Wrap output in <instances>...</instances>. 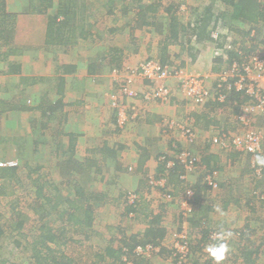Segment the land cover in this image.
<instances>
[{
    "label": "crops",
    "instance_id": "obj_1",
    "mask_svg": "<svg viewBox=\"0 0 264 264\" xmlns=\"http://www.w3.org/2000/svg\"><path fill=\"white\" fill-rule=\"evenodd\" d=\"M2 2L5 3V11L0 1V30L4 32V36L0 39V129H3L0 133V151L2 152L8 145L12 152L10 159H17L21 162L20 164H23L26 159L25 156L21 158V148L28 153L33 152L29 144L30 137L35 136L42 142L43 148L40 149L39 156L41 160L49 143L58 151H73L76 158L74 160L81 163L79 167H82L81 173L77 170L74 185L84 188L86 195L89 196L88 203L94 211L93 221L88 226L90 231L87 237L100 230L96 229L97 225H102L103 228L100 231L104 234L123 229L130 233H142L154 219L159 220V224L166 229L168 236L170 230L174 232L182 227L187 230L189 225H194L191 220H189L190 223L184 221L182 224L173 226L175 222L167 221L166 217L169 215L171 219L173 216L176 217L179 208L175 201H172L174 198L181 199V196L186 193V185L197 193V187L204 184L203 172L204 169L209 168L205 163V156L216 160L214 168L218 172L215 170V177L224 194L220 205L208 204L210 214L221 213L224 209L231 207L234 208L233 210H244V207L237 203L242 200L241 182L250 184L245 179L249 182L254 179L252 173L255 174L256 167L261 169L264 166L257 161V156L264 157V153L263 156L257 153L249 154L237 148L233 151L215 150L216 153H212L214 150L210 151V147L205 144L209 140H203L215 128L212 124L208 125L213 118L216 119L215 124L218 126L220 122L217 119L220 115L224 114L221 122L227 121L237 110L229 107L225 111L221 107L225 103L224 100L211 101L205 107L189 102L173 80L171 82V90L174 94L172 103L164 104L155 100H146L143 93L154 83L146 78L138 80L137 77L131 84V87L138 91V95L143 97L137 100L136 98L139 97L132 98L121 93L119 88L124 78H120L117 82L113 81L110 75L113 76L112 71L118 67L106 60L119 56L121 67L123 63L132 67L143 59L141 57L145 58L146 50L150 49L152 52L149 54L159 57L160 61L165 59L169 61L168 64L172 63L175 66L185 67V71L201 74L206 78L208 86L216 88L219 73L224 65L217 64L215 59H224L217 56L214 58L213 54L217 47L225 48V46L214 42L213 33L223 26L211 21V26L205 31L206 36L188 37L191 32L188 25L193 26L199 22L202 14L190 20L187 18L182 20L177 16L181 27L183 25L185 29H188L186 33L188 36L182 43L169 42L167 33L172 28V23L167 25L164 31L159 30L160 23L163 22H159L162 20L158 15L157 7L155 10H148L147 15L139 18L140 7L133 11L125 0H107L94 5L99 6V11L106 8L104 17L109 20L108 16H112L114 22L98 20L94 18L96 14L89 16V20L86 19L91 23L92 35L75 39L76 42L72 47L64 44L69 31L65 29V25H63L62 38L49 32L51 15L58 13V20L63 19V15H59L56 11L58 2L55 0L52 1L50 9L42 12L37 10L36 6L33 7L32 0H2ZM138 2L140 1L137 0L136 3ZM218 2L225 5L222 0H216L215 4ZM117 6L120 7L117 9ZM113 9L114 12H119L120 9L119 14L122 19L114 20L116 16ZM209 9L212 10L211 6L206 8V10ZM236 20L238 23L241 21ZM36 21L39 23L37 24ZM146 21L150 24H146ZM108 24H111V29H115L114 33L122 32L123 35L108 42L105 39L104 44H94L92 39L96 36L102 37ZM242 24L244 25L243 22ZM237 25L241 27L240 24ZM251 25H253L252 31L256 33L257 28L254 24ZM100 26L103 27L104 33H99L101 29L97 28ZM220 31L226 30L224 28ZM219 33L221 36V32ZM209 36L213 41L209 40ZM256 37H258L257 40H264V35ZM213 42L217 47L213 45ZM261 44L264 43L261 42L256 47L252 45L254 53L260 51L264 54L262 49L264 47L259 49ZM227 89L224 88L223 91L226 92ZM218 93L219 89L214 92V95ZM113 96H116L117 100H114ZM240 96L244 98L242 102L247 101L248 96L243 91ZM114 102L124 104V111L128 116L124 128L119 126L118 108ZM133 107L139 112L136 118H134ZM53 114L56 116L54 117ZM256 120L264 127V116H256ZM171 122L194 127L197 136L203 139L191 142L183 138L180 132H174L168 128L167 124ZM27 124H31L32 130L24 136V147H21V143H16L15 139L22 135L23 129L28 131ZM53 136L58 140L57 143H53ZM73 139L75 140L72 143ZM262 143L264 145V141ZM177 148L199 154L206 165L203 163L200 165L202 172L190 173L184 166L177 164L175 169L170 171L172 173L170 180L168 179L167 187L170 197L161 198L157 204L154 197L150 196L152 191L148 179L153 174L156 176L158 172L165 171V162H161L159 157L169 151L172 153L169 158L175 159ZM236 160L242 162V165H248L240 170L242 174L237 173V165L234 166ZM79 167L77 168L80 169ZM16 168L6 167L7 170ZM86 169L88 171H85ZM183 174L187 176L185 179L181 177ZM3 176L0 175V177ZM190 176L192 181L189 180ZM261 177V179L258 178L257 183H260V189L264 193V176L261 174ZM177 184L183 192L178 190ZM212 190L210 188L203 191L205 193L200 199L203 202L208 200L212 202L210 196L213 192L216 193ZM71 191L69 196L74 198L73 187ZM235 191H238L236 198ZM130 192L138 194L141 199L134 210H131L129 205L133 203H129L128 198L126 199V194ZM245 194L248 198L246 191ZM243 216L249 218L251 215L243 212ZM230 220L228 217V220L221 225L231 228L233 225ZM43 223L49 226L46 221ZM242 223L247 224L246 221ZM243 224L238 227L240 228ZM229 233L233 232L229 231ZM229 244L233 243L229 242ZM257 264H264V251L257 259Z\"/></svg>",
    "mask_w": 264,
    "mask_h": 264
},
{
    "label": "rangeland",
    "instance_id": "obj_2",
    "mask_svg": "<svg viewBox=\"0 0 264 264\" xmlns=\"http://www.w3.org/2000/svg\"><path fill=\"white\" fill-rule=\"evenodd\" d=\"M53 1V0H52ZM56 2H60V0H55ZM107 0H75L74 1V10L76 11V14L74 15L73 19H71L70 16V26H76L81 29L82 26L89 32V36L92 35V28H91V23L88 21L89 16H92L96 14L97 16L94 18L101 20V21H106L107 18L104 17V12L107 11V9L103 8L101 11H99V6L94 5V4H101ZM109 1V0H108ZM121 1V0H117ZM130 7L133 8V11H136L140 5V3H156L159 11V17L161 18L163 22L160 23L159 30L164 31V29L167 27V25L171 24V16L167 12V8L172 7V11L174 12L177 10V5L183 7L184 9L182 12H180L179 16L184 20V18H187L190 20V18L194 19L197 18V15L203 14L206 11V8L211 6L212 10L210 12L214 14H219L220 12H225L227 7L225 5H222L220 2L216 3V0H139L140 2L136 3L137 0H125ZM264 4V0H260ZM160 4V5H159ZM95 6H97L95 8ZM120 6H117L116 8L118 9ZM37 8H41L38 4ZM109 10V8H108ZM233 9H230V13L226 14V16H222L221 19L219 20L218 24L223 27H219L217 32H221V36L217 40L213 39L214 42H219L223 44L224 46L231 47L232 45L235 44L236 47H239L241 44L242 47H247V44L251 42V39L247 38L251 36L252 33H249V31H252L251 29V23L249 21H246V19H241V21L238 23L236 18L233 17L232 11ZM120 12V9H119ZM118 11L113 13L115 14L114 20H120L122 17L120 16ZM206 13V12H205ZM155 14V13H154ZM172 15V14H171ZM109 20L107 21H113L112 16H108ZM88 20H87V19ZM84 19L87 23L88 26H86L81 20ZM215 19V15L212 17V22ZM43 22V20H42ZM244 23V25L242 24ZM38 24L39 22L36 21ZM263 27L255 25L257 28V32L260 36L264 35V22H260ZM227 25H233L232 28L226 27ZM236 24H240V26H236ZM111 24H108L105 28V34L102 35V37L96 36L95 39H92L94 41V44H104V40L106 41H111L113 38L116 39L118 36L123 35L122 32H115L111 31ZM69 26V25H68ZM110 27V28H109ZM69 27H65L66 30H68ZM103 27H99L97 29H101L99 33H104L102 30ZM109 28V30H108ZM225 28V32L220 31ZM254 28V27H252ZM91 33V34H90ZM170 31L167 33L169 34ZM255 33V34H256ZM102 38V39H101ZM213 42V45H215ZM98 47V45H96ZM216 46V45H215ZM239 48H242V47ZM73 47V46H72ZM69 47V48H72ZM217 47V46H216ZM264 47V44L259 47L261 48ZM230 49V50H231ZM264 50V48H262ZM215 50H213L214 52ZM147 54H144V57L140 62L133 64L132 67H129L128 64L124 65L122 64V67L114 68L115 69H134L140 65L141 62L146 60L147 58H154L157 60H160L159 57L152 56L151 53L152 51L150 49L146 50ZM151 55V56H150ZM215 58V53L213 54ZM217 64H219V60H216ZM176 63V62H175ZM172 64V63H171ZM178 64V63H177ZM221 64V63H220ZM124 65V66H123ZM174 65V64H173ZM131 66V65H130ZM228 63L224 65V67H227ZM223 67V68H224ZM185 68V67H182ZM186 69V68H185ZM191 72V71H188ZM193 72V71H192ZM111 78L113 81L117 82V79L115 77L114 71H112ZM130 75V74H129ZM126 76V73H125ZM134 79L137 77L139 78L138 80L143 79L142 76L135 74L133 75ZM120 78L124 77H118V80ZM173 80V83H176L177 86V80L171 77L169 85L170 88L171 82ZM146 90H150L149 87H147ZM138 92V91H137ZM145 93V91H144ZM143 93V94H144ZM140 94V93H139ZM139 98H136L137 100L143 99L142 96H139ZM178 98V97H177ZM161 103V102H158ZM172 103V102H171ZM189 103V102H188ZM245 102L242 103V105ZM166 104V103H164ZM170 104V103H167ZM241 107L239 110H237L236 113L231 114V118L227 121H222L221 119L223 118V115H220L217 119V121L220 122V125H216L215 121L216 119H212L209 123V119L207 122L209 123L208 125L212 124L215 128L213 129L212 132H210L205 139L202 137L197 136L196 140L202 138L204 141L209 140V142H205V144L210 147V151L212 153H216L215 150L219 151H233L234 147L230 145V140L232 139L233 136L239 135L242 138H245L247 135L248 130H255L257 128L260 132L261 135L264 137V127H262V123L256 120V116H264V112H261L259 109H255L252 111V123L250 126H244L241 121L238 119V115L240 113ZM40 115V114H39ZM54 117L56 116L53 114ZM233 119V121H232ZM232 121V124L230 122ZM233 125V126H232ZM262 125V126H261ZM28 126V131L23 129L22 135L18 136L17 139H15L16 143H21V147H24V136L27 135L28 132H31L32 126L31 124H27ZM225 129H224V128ZM234 127V128H233ZM238 127V128H237ZM226 131V132H225ZM3 132V129H0V133ZM181 134V133H180ZM225 134L227 135H221ZM222 137V139H220ZM30 148H33V152H29L28 155L25 157V161L28 162V165L26 166L25 164H20L21 162L17 159L18 165L16 166L18 169L16 170L17 177L15 175H4L3 177H0V229L2 230V234L0 235V263L1 260H5L4 264H31L33 263V257H32V251L34 250L33 248L35 246L42 247L40 244L45 242V238L43 235V222L46 221V223L50 226V228L53 229V231L57 232L58 239L56 241L57 248L63 251L65 254L71 256L75 264H105L107 262H103V260L98 257L96 254L99 252L98 250L102 247L105 246L106 242L104 241V237L108 235V237L112 236L111 233H106L102 234L100 230H102V225L98 226L96 229H100L99 231L97 230L96 234L87 237L88 232L90 231L88 228L83 229L81 227H76L77 225L69 222L68 220H63L61 219V215L59 213V209L63 208L66 206L65 201L62 199L63 196H69L72 191L73 183H71V180L68 179H63L62 175L60 174V166L59 163L61 162L67 165V160L69 158V155L72 153L70 150H60L58 151L57 149H53L54 146L52 144H48L46 147V152L44 153V156L42 157V160L40 159V154L42 147V142L39 140V137H30ZM53 143H57L58 140L54 138L53 136ZM9 144V143H7ZM223 149V150H222ZM11 151L6 145V147L0 151V161H5V160H10V155ZM194 153V152H193ZM197 154V153H194ZM199 155V154H197ZM200 156V155H199ZM201 157V156H200ZM66 160V161H65ZM204 163V161L201 158V165ZM237 165V173L242 174L240 171L243 167H248V165H242V162L236 160L234 166ZM59 166V167H58ZM200 167V166H199ZM215 169V168H214ZM95 171V169H93ZM217 170V169H215ZM85 171H88L86 169ZM210 171V168L204 169L203 176L204 180L206 181L207 173ZM93 172V171H92ZM164 172V170H163ZM202 172L200 168H197L196 171H190V173H198ZM218 172V170H217ZM156 175V177L161 176L163 177L162 174L160 173ZM94 174V173H93ZM254 175V172L252 173ZM188 175V174H187ZM84 176V175H83ZM82 176V177H83ZM192 177H189V180H191ZM149 180V179H148ZM253 180V179H252ZM251 180V181H252ZM192 181V180H191ZM249 183L248 179H245ZM190 182V181H188ZM148 184L151 189V195L154 197L155 203H159L161 198H169L170 193H169V188L166 186L165 188H162L161 186H152L149 181ZM186 185V184H185ZM39 186H43V197L41 198L40 201H38V195L37 193V188ZM218 186L217 188L213 189V195L210 196V202L209 200L206 201V204H219L221 202V199L223 198V190L221 187ZM185 189H189L187 185L185 186ZM211 191V190H210ZM238 191H235V198L238 197ZM217 194V196H216ZM147 195V193H145ZM184 195V194H183ZM182 195V196H183ZM245 192L241 193V202L238 201L237 203H240L241 207H244V210L241 211L240 209L238 210H233L234 208H229V209H224L221 213L218 212H210L207 214L203 226L206 228V226H214V229L220 230L221 232L224 233H229V231L232 233L233 230L236 228H239L240 224H243V221H246V223L249 225L250 229L252 230L251 235H250V240H252V243L254 246L253 249L256 250V248L259 246V244H263V235H264V204H261L262 202L258 200H254V198H250V204L255 206V212L251 209V205L247 204V201H243L244 198H247L245 196ZM44 196L48 197L49 199L45 198ZM216 196V197H215ZM249 197V196H248ZM252 200V201H251ZM178 205V211L176 217L173 216L172 219L170 218V215L167 218V221L171 222L174 221L173 226L176 224H182L184 221H189V217L193 215L196 212H198L199 215H201V210L200 205L196 202L192 204L193 210L192 213L189 216H186L183 213V208L181 206V200L178 198H174L172 202H174ZM177 201V202H176ZM171 203V202H169ZM52 204H56L58 206V210H55L54 207H51ZM172 204V203H171ZM55 205V206H56ZM218 205V206H219ZM157 210V208H156ZM252 210V211H251ZM243 212H246L250 214L251 216L249 218H246V216H243ZM173 211L171 210V214ZM230 215V216H228ZM228 217H230V221L233 226L231 228L226 227L221 225L222 222L225 220H228ZM199 219L200 216H197ZM44 219V220H43ZM103 222V221H102ZM200 223V222H199ZM246 224H243L240 228H243ZM200 225L199 226H194V225H189V228L187 230L185 227H182V229H177L174 232L173 230L169 231V236L168 238L161 243V247H164L165 250L159 253L161 250L160 247H158L159 250L157 251H150L146 252L144 251L142 253L141 258H138L137 264H179L177 261H179V249L175 247V242L173 241V237L178 238L180 235H186L187 238L191 240L193 244H197V239L199 238V233H200ZM125 228V227H124ZM216 230H213L215 232ZM172 232V233H171ZM171 233V235H170ZM230 234V233H229ZM232 237V235H231ZM233 239L230 240V243L232 242ZM242 243H247L248 240L240 241ZM233 243V242H232ZM94 245V248H93ZM235 246V244H230L231 246ZM52 247H55L52 245ZM97 247V248H96ZM262 251L261 254L264 251V245L261 246ZM95 253V254H94ZM177 256V257H176ZM259 257H261L259 255ZM258 257V258H259ZM211 258L213 257L210 255V253L207 251V246H205L202 249V252L198 254V251H195L187 257V260L183 259L184 263H189V261L192 260H197L198 264L203 262H208L211 261ZM137 259V258H136ZM135 259V260H136ZM140 259V260H139ZM229 259V258H228ZM215 260V259H214ZM213 260V262H215ZM210 264V263H209ZM225 264H230L229 261L226 260Z\"/></svg>",
    "mask_w": 264,
    "mask_h": 264
},
{
    "label": "trees",
    "instance_id": "obj_3",
    "mask_svg": "<svg viewBox=\"0 0 264 264\" xmlns=\"http://www.w3.org/2000/svg\"><path fill=\"white\" fill-rule=\"evenodd\" d=\"M0 1L1 3H3V11H5V3L2 2V0ZM74 1L75 0H60L56 11L59 12V15H63V19L58 20L59 16L57 15L58 14L57 13L55 15H51L50 21H49V32L51 34L53 33L57 34L59 38L63 37V25H65V27L66 26L69 27L68 28L69 31L67 34L68 38L67 40L64 41V44L68 46H72L78 38H86L87 35H89L88 30H86L84 26H82L80 30L76 26H70V24L72 23V21L70 23V20H69L70 16L73 18L74 15L76 14V11L73 9ZM222 1L225 3V7H227L226 8L227 10L225 12H220L219 14H214V13L211 14L210 9L206 10L205 11L206 13L204 12L202 16H200L201 19L199 22H197L193 26L192 24L188 25L191 30L189 36L188 34L186 35V33H188V29H185L183 25L181 27L177 19V16H176V15H180L179 13L182 12L180 9V6L177 5V10H175L174 12L172 11L173 9L172 7L167 8L166 10L167 12L169 11L168 13L171 16L170 23H172V28L170 29V33L167 36V40L169 42L174 41V42L182 43V41L187 39V36L190 37L192 35H195L198 38L199 37L202 38L206 36L205 31L211 26V23H212L211 18L213 17V15H215V19L213 21L214 23H216V25H218V22L221 19V17L224 15L226 16V14L230 13V9H233L232 15L234 18L240 19V20L243 18V19H246V21H249L250 23L253 22L251 24H254V26L258 25V26L263 27L262 24L260 23L261 21L264 22V4L262 1L260 0H222ZM31 4H33V7L35 6L38 7V4H39L41 8H38L37 10H39L40 12H42L43 10L46 11L47 9H50V7H52L51 0H32ZM139 7L140 9H139L138 17L141 18V17H144V15H147L148 10H151V9L155 10L156 7L158 8L159 6L156 3H150V4L140 3ZM236 19L234 20V22L236 21ZM81 21L86 26H88V23L84 19H82ZM145 23L150 24V22H147V21ZM56 25H57V30L55 31ZM216 25L214 27H216ZM226 27L230 29L233 27V25L226 24ZM112 29L111 31L115 30V29L113 30ZM249 33H252V34L251 36L247 38H250L251 42L247 44V47H242L240 48V50H238L239 47H236L235 44H233L232 49L228 51V54H229L228 59L227 60L219 59V64L221 63L222 65H225L227 61L229 64L233 62L241 63L246 59V56H248L251 52H253V49L251 48L253 44L256 47V45H258L259 43L261 42L264 43V40H261V41L257 40L258 37L256 36L259 34L254 36L255 34L254 30L249 31ZM3 36H4V32L0 30V39ZM209 40L213 41L210 36H209ZM106 60L116 65L117 67H121V61H120L119 56L110 57ZM161 62L162 64L169 63V61L167 62L165 59H161ZM241 93L242 91H238L237 89L233 87L228 88L226 92L223 91V94L225 95V98H224L225 103L222 104L221 107L224 108L225 111L229 107H231V109L235 111L239 110L240 107L242 106V103H243L242 101H244L243 100L244 98L242 99V96H240ZM211 101L216 102L218 100L211 99L210 102ZM74 140L75 139L72 140V143L74 142ZM263 141H264V137H263ZM263 147L264 145H262V150L260 152H257V154L263 156V153H264ZM28 154H29L28 152L24 151V149L21 148V151H20L21 158ZM74 158L75 157L72 151V153L69 155V158L67 160V165H65V162L62 164L60 162L59 166L61 168L60 174L62 175L63 179L71 180V183H73L75 199L72 198L71 196L65 195L63 196L62 199L65 201L66 206L59 209L56 204H52L51 207H54L55 210H58V209L60 210L59 213L61 215L62 221L64 219L68 220L69 222L76 224L77 225L76 227H81L84 232V229H87L88 226L91 225L93 221L94 211H93V207L88 203L89 196L86 195L84 188L81 186L74 185L75 179H77L75 176L77 174V170L79 171V173L82 172V167L81 168L79 167L81 163H78V161L74 160ZM204 159H205V163H207V165L209 166L210 171L215 170L214 167L217 163L216 160L212 159L210 156H205ZM23 164L27 166L28 162L24 161ZM77 167H79L80 169H78ZM17 169L18 168L14 170H10V169L7 170L6 168L0 167V175L9 174L10 176L15 175V177H17V173H16ZM254 171H255V174L253 176L254 179L249 182L250 184L241 182V192L246 191V193L249 195L248 198H244L245 201H247L246 202L247 204H250V200H249L250 198H254V200H258L262 202L261 204H264V193L260 189L261 188L260 183H257L258 178L260 179L262 178L261 174L264 176V166L261 168L259 173L256 170ZM171 173L172 172H170L169 176H167L169 180H170ZM172 175L174 176V173ZM178 182L179 181H177V183ZM210 188L211 186L208 184L207 181L206 182L204 181V184L202 186L197 187V193L192 188L194 190L193 204L195 201H197L201 207V210L199 211L201 212V215H199L198 212H196L194 214V217L192 215L188 218L189 220H191V222L194 225L196 226L200 225L199 227L200 233H199V238L197 239V244L191 243V246H190L192 253H194L195 251H198V254H200L202 252V249L205 246L211 243L217 242L215 239H212L211 234L213 233V230H216V231H220V230L214 229L215 228L214 226L213 227L206 226V228L203 226L204 220L210 211V206L206 204L205 202H203V200H201L202 199L201 196L205 193L203 191L209 190ZM43 189H44L43 186H39V188H37V193H39L38 201H40L44 195ZM0 190H3V189H0ZM178 190L180 192H183V189L180 186H178ZM128 195L129 193L126 194V199ZM44 197L49 199L46 196ZM140 200L141 199L139 196L138 199L134 200L133 202H129V203H133V204H129L132 208L131 210H134V208L139 204ZM250 205H251V209L255 212V206H253L252 204ZM197 216H200V218L198 219ZM159 223H160L159 220L154 219L152 224L148 228H146L142 233L141 232L140 233L139 232L130 233L126 229L113 230L111 237H108V235L104 237L105 239L104 241L106 242V244L105 246H102L98 250L99 252L96 255L100 257L102 260L104 259L103 262H107L105 264H129V263L137 264L136 262H138V258H141L142 256V254L137 251V248L139 246L145 247L148 244H152L154 247H160L161 250L159 251V253L162 252L165 249L164 247H161V243L165 238H167L168 234L166 233V229L163 226H161ZM44 224L45 223L42 224L43 225L42 228H43V235L45 238V242L40 244L42 247L35 246L33 248L34 249L32 251L33 263L31 264H75V261L71 256L65 254L63 251H61L60 249L56 247L57 244L55 241H57L58 239L57 232L53 231L52 228ZM251 232L252 230L250 229L249 225L246 224L245 226H243V228L234 229L232 234L227 233L229 235H232L229 241L225 240V242L229 246V252L227 253L225 259L220 262V264H225L226 260L229 261L230 264H257V259L259 255L261 256V251H262L261 246H263L264 243L259 244L256 250H254L252 247L254 246L252 243V240L249 239ZM1 234H2V230L0 229V235ZM102 234L104 235V233ZM231 239H233L232 242L236 246L230 247L229 242ZM244 240H248V242L247 243L240 242ZM263 242H264V235H263ZM52 243L56 244L54 245L55 247H52L53 245ZM93 248H94V245H93ZM213 260L214 258L213 259L211 258V261H208V262L206 261L204 263L202 262L201 264H209V263L217 264V262L215 260H214L215 262H213ZM4 263H5V260H1L0 264H4ZM182 264H198V261L192 260V261H189V263L187 262V263H182Z\"/></svg>",
    "mask_w": 264,
    "mask_h": 264
},
{
    "label": "built area",
    "instance_id": "obj_4",
    "mask_svg": "<svg viewBox=\"0 0 264 264\" xmlns=\"http://www.w3.org/2000/svg\"><path fill=\"white\" fill-rule=\"evenodd\" d=\"M181 11L184 9L180 6ZM220 36L219 32L213 33V37L217 40ZM249 44V43H248ZM241 44L239 45V47ZM242 47V46H241ZM231 47L225 46V48L217 47L215 51V56L217 58H222L227 60L229 57L228 51ZM240 50V48H238ZM115 77H124L120 84V91L124 95H128L132 98L138 97V92L131 87L134 82L133 75L138 74L143 78L151 80L154 84L150 86V90L145 91L144 98L146 100H155L161 103H170L172 96L174 95L169 82L171 77L177 80L180 89L182 90L184 97L189 102L197 104L199 106L205 107L210 100L223 101L225 95L223 94L224 88H236L243 91L248 97L247 101L241 106L240 113L238 115L239 121L244 126H250L252 123V111L259 109L264 112V54L260 51L251 52L246 59L239 63L233 62L228 63V66L223 68L219 73L218 84L216 85L219 89V93L214 95L217 90L212 86L207 85L206 78L201 74H195L193 72L185 71L184 68L175 66L173 64H162L160 60L154 58H147L140 65L134 69H115ZM126 73V76H125ZM130 74V75H129ZM114 100H117L116 96H113ZM114 105L118 108V123L121 128L126 126L128 116L126 115L124 104H119L114 102ZM134 118L138 117V111L133 107ZM254 118V117H253ZM168 128L174 132H180L183 138L188 139L193 142L197 138L196 131L192 126H181L175 122L167 124ZM245 138L239 135L233 136L230 140V145L232 147L239 149L242 152L256 154L262 150L263 136L261 132L255 128V130H248ZM225 135V134H221ZM227 135H225L226 137ZM222 139V137L220 138ZM171 152H164L159 157L161 162H165L166 169L163 172V177H156L154 174L149 177V183L152 186H161L165 188L168 184V177L170 171L178 164L184 166L187 171H195L201 165V157L197 154L190 152L187 149L177 148L175 154V159L169 158ZM18 165V161L14 159L0 161V167H15ZM258 173L260 168L255 169ZM215 170L209 171L207 173L206 181L211 186V189H215L219 186L216 181ZM156 174V173H155ZM185 179L187 176L183 174L181 176ZM129 202H133L138 199L139 196L136 193L130 192L128 195ZM181 206L183 208V213L189 216L192 213L193 201H194V191L192 188L186 190V193L181 197ZM217 233L225 234V240L229 241L231 235L215 231L213 232L212 239H215ZM175 242V247L179 249V264L184 263L187 257L191 254V240L187 238L186 235H180L178 238L173 237ZM158 247H154L152 244H148L145 247L139 246L137 251L143 253L144 251H157ZM131 264V263H129Z\"/></svg>",
    "mask_w": 264,
    "mask_h": 264
},
{
    "label": "clouds",
    "instance_id": "obj_5",
    "mask_svg": "<svg viewBox=\"0 0 264 264\" xmlns=\"http://www.w3.org/2000/svg\"><path fill=\"white\" fill-rule=\"evenodd\" d=\"M257 161L260 164H264V157L257 156ZM216 243H211L207 245V251L210 253V255L215 259L217 264H220L221 261H223L229 252V246L225 242V234L223 233H217L215 235Z\"/></svg>",
    "mask_w": 264,
    "mask_h": 264
}]
</instances>
